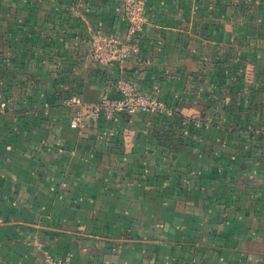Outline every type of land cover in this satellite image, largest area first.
<instances>
[{
  "label": "crops",
  "instance_id": "crops-1",
  "mask_svg": "<svg viewBox=\"0 0 264 264\" xmlns=\"http://www.w3.org/2000/svg\"><path fill=\"white\" fill-rule=\"evenodd\" d=\"M143 1L106 64L125 0H0V264H264V0ZM119 76L174 115L71 128Z\"/></svg>",
  "mask_w": 264,
  "mask_h": 264
},
{
  "label": "built area",
  "instance_id": "built-area-1",
  "mask_svg": "<svg viewBox=\"0 0 264 264\" xmlns=\"http://www.w3.org/2000/svg\"><path fill=\"white\" fill-rule=\"evenodd\" d=\"M124 8L127 35L124 37L111 34L93 36L90 42V52L96 61L106 64L122 62L138 50V45L133 38L141 31L145 21L144 1L125 0ZM114 86L119 93L118 96H111L104 92L100 99L93 103H83L76 97L64 99L63 103L72 111L69 126L78 128L84 118L112 117L116 113L147 112L153 115H174L175 113V109L169 103L156 95L139 91L133 82L122 76L115 79ZM6 107L7 102L1 101L0 114L5 113ZM181 121L186 123L185 119ZM43 264L71 263L65 258L47 255Z\"/></svg>",
  "mask_w": 264,
  "mask_h": 264
}]
</instances>
